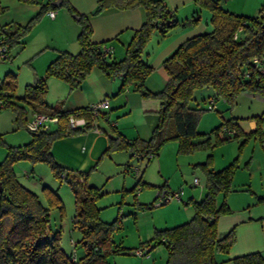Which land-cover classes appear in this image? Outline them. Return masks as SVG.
<instances>
[{"label": "trees", "instance_id": "obj_1", "mask_svg": "<svg viewBox=\"0 0 264 264\" xmlns=\"http://www.w3.org/2000/svg\"><path fill=\"white\" fill-rule=\"evenodd\" d=\"M19 1L39 3L38 0ZM194 2L211 12L213 30L185 39L163 60L162 66L168 74V80L160 91L153 92L144 86L145 79L152 71L149 60L155 44L174 30L199 21L198 12H194L190 19H178L163 0H97L89 15L78 13L67 0H61L60 7L78 16V51H57L56 56L46 65L43 76L34 83L25 84L22 96L14 95L15 79L12 74L0 80V108L10 106L17 121L24 119L25 127L35 112L57 117V121L52 122L54 126L48 124L37 132H31V139L24 144H7L0 133V145L5 149L4 157L0 160V264H107L106 256L110 253L120 252L121 249L131 253L135 248L148 247V254L159 243L166 249L165 264H220L229 260L232 264H264V256L259 251L232 258L221 257L235 243V228L231 227L221 233L217 221L221 215L231 212L226 195L232 190V179L238 168L237 158L218 170L211 168L208 160L200 163L205 171V191L199 200L189 201L193 209L191 218L157 230L156 236L145 245L126 248L114 244L112 239L117 219L104 222L99 217V207L94 202L101 195L99 187L87 185L86 177L80 171L68 179L69 174L51 153L53 141L78 131L97 128L95 122L104 117V113L103 108L93 113L90 104L66 111L48 105L45 99L47 78L55 77L72 90L94 68L120 79L117 93L131 88L142 96L160 101L159 118L149 138L128 139L118 130L112 129L104 154L125 151L129 153V159L133 156L150 159L169 141L177 142L178 152H187L197 147L213 146L210 142L211 133L215 135L216 143L241 136L238 119L233 118L220 121L208 133L199 132V119L204 108L193 104L194 93L202 88L211 89L208 99L214 105L212 108H215V101L219 99H223L229 106L234 105L241 91L264 95V1L255 16L232 12L220 0ZM137 7L144 9V21L132 30L124 55L115 60L111 56L112 52L104 53L102 46L107 45L106 42L91 40L89 16L107 9ZM55 8L54 0H47L41 4L40 13ZM2 10L3 7L0 12ZM38 16L31 17L25 25L12 22L0 24V40L7 54L4 60L9 58V51L14 44L24 43L23 37ZM154 35L158 39L150 49L148 45ZM254 59L257 61L254 62ZM14 99L22 100L26 107ZM27 112L30 113L28 118L25 117ZM73 112L86 119L83 127L68 126L67 117ZM244 135L245 140L254 137L264 142L258 123L253 130L244 132ZM204 136H207L204 140L193 142L194 138ZM19 161L45 163L53 177L59 179V182L66 180L68 183L74 206L72 229L79 233L76 241L71 240L69 253L61 246L62 229L60 226L53 227L51 221L53 210L57 211L59 221L66 217L63 200L48 185H43L37 193L20 182L14 169L15 163ZM125 165L127 170L129 162ZM138 170L136 168V172ZM142 185L149 183L142 182ZM219 194L222 196L220 201ZM137 202L135 194L133 204ZM143 205L146 204L138 203L139 207ZM77 244H81L84 249V253L78 257L75 253ZM72 248L76 260L71 259Z\"/></svg>", "mask_w": 264, "mask_h": 264}, {"label": "rangeland", "instance_id": "obj_2", "mask_svg": "<svg viewBox=\"0 0 264 264\" xmlns=\"http://www.w3.org/2000/svg\"><path fill=\"white\" fill-rule=\"evenodd\" d=\"M225 4L231 9H243L257 13L261 0H225ZM37 50L38 47L33 42L16 43L9 51V58L0 61V80H3L7 74L13 75L15 96L23 95L25 84L32 83L34 77L31 79V75H34L39 66L44 68V65L40 63V53ZM51 91L52 89L46 94L49 99L54 98ZM210 93L211 89L209 88L198 89L194 93L195 101L193 104H198L199 107L204 108L198 124V131L202 133L210 132L219 124L222 116H226V110L222 107L209 108L208 96ZM14 100L19 105L26 107L22 100ZM215 103L220 104L219 100ZM108 111L115 112L113 110ZM25 115L28 118L30 113L27 112ZM112 118H116L115 113L112 114ZM98 120L99 125L105 130L109 128L107 121ZM23 121L24 119L16 120L15 112L10 106L5 105L0 108V133L7 144L20 145L30 140L32 134L24 126ZM48 124L55 125L52 122H48ZM109 133L108 131L95 133L88 129L69 134L53 141L51 153L55 161L69 174L68 179L72 178L73 173L80 171L85 175L87 185L99 187L101 195L94 201L95 205L99 207V217L104 222L117 219L113 226L112 239L114 244L126 248L145 245L148 240L156 236L157 230L180 224L191 218L193 209H186L185 200L192 193L198 196L199 193L204 194L205 191V171L200 163L208 160V165L214 170H218L224 164L223 159L226 158L227 161L229 156H231L229 163L237 158L240 165L244 164L245 158L250 154L264 156L262 153L264 148L261 147L257 139L252 138L239 147L238 139L216 143V137L211 133L210 142L213 146L197 147L191 151L178 152L177 142L169 141L162 146L157 155L150 159L146 157L139 159L133 156L121 162L117 158L120 154L115 152L103 153V142L109 140ZM92 147V154H90ZM4 154V146L0 145V160ZM208 154H210L209 158L207 157ZM126 161L130 165L127 170ZM29 165H31L30 162L21 161L14 166V169L22 177L21 169H28L29 171ZM33 166L34 170L30 179L40 182V186L45 185V181L53 184L59 180L52 176L45 163L39 162ZM136 168H139L137 172ZM245 171V167L242 166L237 168L236 173L245 177ZM194 178H198L199 183L194 185ZM142 182L149 183V185H142ZM59 183L61 184H59L58 192L65 205L66 217L62 220L63 222L59 221L57 211L53 210L51 211V221L53 227L60 226L62 229L61 246L69 253L71 250L69 236L71 235V239L73 237V240L76 241L79 238V233L73 231L71 234L66 230L74 212L73 196L66 180ZM257 184L259 182L256 178L255 185ZM163 190L181 191L180 198L174 197L164 202L161 198ZM159 192L161 193L159 194ZM135 194L138 202L133 204ZM221 199L222 196L219 194L218 201ZM141 201L145 202L146 205L139 207L138 203ZM75 253L77 257L84 253L81 244H77ZM106 260L107 264H165L166 249L162 243L155 244L151 251L145 255H138L127 252V249H121L120 252L108 254Z\"/></svg>", "mask_w": 264, "mask_h": 264}, {"label": "crops", "instance_id": "obj_3", "mask_svg": "<svg viewBox=\"0 0 264 264\" xmlns=\"http://www.w3.org/2000/svg\"><path fill=\"white\" fill-rule=\"evenodd\" d=\"M38 1L39 3H27L19 0H0V8L3 7V10L0 12V24L12 22L25 25L31 17L38 14L37 21L31 26L30 30L23 37V40L26 43L33 42L38 47L37 51L40 53V63L44 65L45 68L48 62L56 56L57 51L65 50L72 53L78 51L79 45L77 35L80 26L77 21L78 19L73 17L64 7H60L61 0L59 6L56 5V8L52 9L55 13L53 17L49 16L47 11L40 13L41 4L45 3L47 0ZM56 1L57 0H54V3H56ZM67 1L78 13L85 15H89L97 3V0ZM163 1L168 8L174 11L178 19H190L194 15V12H198L199 21L194 25L188 24L174 30L166 37L160 39L157 44H155L158 39L157 35H154L151 39L148 48L151 49L155 44L149 60L152 71L145 79L144 86L153 92L160 91L168 80V74L162 66L163 60L185 39L196 34L213 30L211 12L207 8L199 7L195 4L194 0ZM262 1L264 0H261V3ZM220 3L226 9L237 14L255 16L258 13L248 12L243 9H231L226 7L225 0H220ZM144 16L145 12L142 7L123 10L107 9L97 15L89 16L92 29L91 40L94 42H106L108 46L112 47V58L118 60L124 55L125 45L132 34V30L137 29L142 24ZM44 68L39 66L34 75H31V79L34 77L32 83L43 76ZM52 78L47 79L49 82L47 91L52 89L51 92H53L54 98L49 99L45 97L47 104L50 106H58L61 110L66 111L106 99L107 106L103 108L104 117L98 119L107 121L109 128L105 130L99 125V120L97 119L98 121H96L95 124L98 126V129L96 131L91 129L95 133H100L101 131H108L111 133L112 129H116L128 139L135 137L147 139L150 137L153 128L157 124L160 101L153 97L142 96L138 91L132 90L131 88H126L123 92L117 93L120 86V79L118 77L109 76L101 70L94 68L85 76L79 86L72 90H69L65 82L57 78ZM219 102L220 104L215 103V106L217 108L222 107L226 110V116H222V120L230 118L235 120L238 119L237 125L241 131V136L237 139L240 144L242 143L241 145L239 144L240 147L250 139H255L251 137L245 140L244 132L253 130L257 123L260 124L262 137H264V95L255 92L241 91L236 97L234 105L229 106L223 99H219ZM108 110H113L115 112H109ZM113 113L116 114L115 119L112 118ZM110 133L109 137L111 136ZM206 137L207 136L194 138L193 142H200ZM108 141L107 139L103 142L104 148L107 146ZM258 142L261 147L264 148V142H260L259 140ZM92 150L93 147L90 154H92ZM160 151L161 150H159V152ZM115 153L120 154L116 156H118L117 158L121 162L129 158L128 152L118 151ZM230 159L231 156L228 157L227 161L226 158L225 160L223 159L224 164L222 167L226 166L227 163L229 164ZM20 162L21 161L15 163V165ZM239 163L238 167H245L246 175L245 177L244 175L239 176L236 173L237 170L235 171L231 183L232 190L226 195V201L231 212L221 215L217 221L218 231L221 233L229 230L231 227L235 228V243L231 246L228 253L221 257L226 256L232 258L256 251H259L261 255L264 256V156L250 154L245 158L243 165ZM33 165L32 163L29 165L30 173L28 169H21L20 173L22 177H20L16 171L15 172L20 182L29 189L39 193L43 185L40 186V182L30 179V175L34 170ZM254 178H257L259 184L255 185ZM44 183L59 194V184L61 183L58 181V184L56 182L50 184L48 181ZM167 191L168 190H163L162 193L159 192V194L161 193L163 195ZM202 196L203 194L200 193L198 196L192 193L190 197L185 200L184 204L186 209L192 208L190 204L188 205L191 199L199 200ZM140 203L145 202L141 201ZM66 230L71 234L74 231L72 229L71 218L70 224ZM69 238L70 244L73 237L71 239L70 235ZM66 253L68 252L66 251ZM220 264L232 263L229 260Z\"/></svg>", "mask_w": 264, "mask_h": 264}, {"label": "built area", "instance_id": "obj_4", "mask_svg": "<svg viewBox=\"0 0 264 264\" xmlns=\"http://www.w3.org/2000/svg\"><path fill=\"white\" fill-rule=\"evenodd\" d=\"M47 13L51 17H53V15L55 14L52 9L48 10ZM234 37H236V35ZM102 49L104 50L105 54L113 51L112 47H110L108 45H103ZM5 58H7L6 47L2 44V41L0 40V60H4ZM256 61H257V59H254V62H256ZM106 106H107L106 99H103L101 101L90 104L91 111L93 113H96L98 108H104ZM213 106L214 105H212L210 103L209 108H212ZM55 121H57L56 116H49V115H45L42 113L35 112L32 114L31 118L27 121L26 128L30 132H37L40 129L46 127L48 122H55ZM85 123H86V119L84 117L80 116L77 112L76 113L75 112L70 113L67 117V124L71 128L83 127L85 125ZM97 129L98 128H95L94 130L96 131ZM60 176L63 177L64 174L61 173ZM196 183H198V179L194 178V184H196ZM180 194H181V191L180 192L179 191L167 192V193L161 195V198H162V201L165 202V201H167L171 198H174V197L180 198ZM148 249H149L148 247H139V248H135L134 250H132L131 253L138 254V255H145L147 253ZM73 251H74V249L72 248L71 259L76 260V257H75V254Z\"/></svg>", "mask_w": 264, "mask_h": 264}, {"label": "water", "instance_id": "obj_5", "mask_svg": "<svg viewBox=\"0 0 264 264\" xmlns=\"http://www.w3.org/2000/svg\"><path fill=\"white\" fill-rule=\"evenodd\" d=\"M59 2H60V0H57L56 3H55V5L59 6ZM73 17H75L76 19H78V16H76V15H73Z\"/></svg>", "mask_w": 264, "mask_h": 264}]
</instances>
